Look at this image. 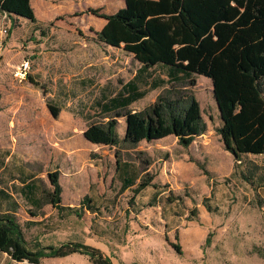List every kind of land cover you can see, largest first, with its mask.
Instances as JSON below:
<instances>
[{"label":"rangeland","instance_id":"rangeland-1","mask_svg":"<svg viewBox=\"0 0 264 264\" xmlns=\"http://www.w3.org/2000/svg\"><path fill=\"white\" fill-rule=\"evenodd\" d=\"M123 7L124 0H42L33 7L37 24L0 13V116L10 122V129L0 131V166H6L0 176L5 174L7 182L8 174L20 175L17 211L29 245H119L127 264H206L212 256L214 264H221L222 258L233 262L231 256L220 257L222 240L228 238L231 245L234 239V246H242V238L257 235L252 221L263 218V204L255 193L264 186V159H245V172L239 171L217 133L222 121L210 79L192 77L190 89L207 131L188 148L173 136L135 148L122 142L112 149L84 139L90 124L114 115H104V104L131 82L147 87L137 79L140 65L133 58L107 49L96 37L106 20L89 10L113 14ZM149 74L151 83L165 70ZM160 90L150 91L133 108L149 107ZM49 105L59 110L58 117ZM117 120L123 139L126 123ZM117 160L137 170L138 180L125 191ZM56 171L66 209L59 213L51 205L30 208L24 184H34L36 197L43 201L52 190L48 174ZM148 179L150 186L136 194L140 182ZM86 197L92 200L88 207L83 205ZM263 234L262 228L258 235ZM0 264L27 263L0 258ZM40 264L92 263L74 254L63 260L42 259Z\"/></svg>","mask_w":264,"mask_h":264},{"label":"trees","instance_id":"trees-1","mask_svg":"<svg viewBox=\"0 0 264 264\" xmlns=\"http://www.w3.org/2000/svg\"><path fill=\"white\" fill-rule=\"evenodd\" d=\"M33 1L0 0V13L37 24ZM89 12L106 20L102 31L96 32L98 42L132 54L142 72L165 70L168 80H154L146 91L130 87L126 92L131 97L120 94L104 104V115H114L107 122L88 126L84 132L88 142L110 149L123 142L135 148L173 136L180 146L190 147L207 131L200 103L190 89L192 77L203 76L213 85L222 121L217 133L225 150L237 161L248 155L264 156V0H125V7L115 14L99 9ZM162 87L167 88L152 105L141 111L130 109L149 91ZM48 107L54 117L59 116L57 108ZM119 118L126 123L123 139L118 134ZM116 162V172L123 176L122 189L132 188L138 180L136 167ZM48 178L52 190L44 194L43 201L36 197L34 184L24 187V195L39 210L51 205L61 213L66 208L62 206L60 172L49 173ZM151 182H140L134 192L139 194ZM91 201L86 197L83 205L88 207ZM18 208L15 203L12 211L0 210V252L13 261L40 264L42 259L80 254L92 264H113L100 249L80 242L32 249L24 225L14 214ZM173 247L181 251L179 245Z\"/></svg>","mask_w":264,"mask_h":264},{"label":"crops","instance_id":"crops-1","mask_svg":"<svg viewBox=\"0 0 264 264\" xmlns=\"http://www.w3.org/2000/svg\"><path fill=\"white\" fill-rule=\"evenodd\" d=\"M40 1H42V0L33 1L32 2V7H34L36 5V3L40 2ZM124 7H125V0H124ZM113 14H115V13H113ZM35 15H36V13H35ZM36 18H37V16H36ZM105 25L106 24H104V26ZM102 45H104V44H102ZM104 46L107 49H113L112 51H114L115 53H118L119 55H121L123 57L125 55H127V56L133 58V60H135L134 56L132 54L126 53L123 49H117V48L106 46V45H104ZM137 63L140 65V67L138 69L137 79H139L140 81H143L145 87L146 86L147 87L144 88V90H143V89L140 88L141 86H139L136 82H131L125 88V90L121 93V94H123V98H125V99L132 96L131 92H128V91L126 92V89L128 90L130 87H135V88L138 89V91H146V90H150V84L154 80L155 81H160V79L168 80L167 76L163 75L162 77L155 78L151 83H149V71L150 70L147 71V72H142L141 71L142 65L139 62H137ZM166 88L167 87H162V88H157V89L151 90V91H158L159 89H161L160 91L162 92ZM140 101H138V102H140ZM138 102H136L133 105H131L130 109L137 111L136 109L133 108V106L135 104H137ZM118 106H119V104L117 103V101H115L113 107L116 108ZM9 124H10V122L7 123L6 122V118H3L2 116H0V131H5L7 129H10ZM84 139H85V137H84ZM95 146H97V145H95ZM251 157H253V158H263L264 159V156H262V155L243 156L241 158V160L238 161L237 163L241 164L243 162V160L251 159ZM116 165H117V162H115V166ZM5 168H6V166H0V171H4ZM239 170H240V172L244 173L245 172V164L242 163V165L240 166ZM0 178L3 179L2 185H1V182H0V210L2 212L12 211L14 209V204L15 203H17L19 205L18 198L16 197V194H18V193H16V192L20 191V188H19L20 183L18 182V180L20 179V175L18 173H15V172H13L11 174H8L7 177H6L7 182H4L5 174L1 175ZM24 185L28 186L30 184L26 183ZM255 195H259V197H260L259 199H260V201L263 204V209H262L263 210L262 211L263 218H262V220L257 221L256 219H254V222L252 221L253 227H254V231L257 233V235L255 234V235H253V237L242 238V239H244L243 240L244 245H242V246H240V245L234 246L233 245L234 239L232 240L231 245L229 243V239L228 238L226 240H222V243L225 244V245L222 246V253H221L220 257L223 256L224 258H226V256H231V257L234 258V260L232 262V260L230 261V259L227 261L226 259L222 258V263L221 264H232V263L233 264H264V245L262 246V250L260 248L261 244L264 243V234L263 235H258L260 229L263 228V231H264V186H260L259 189H258V192L256 191ZM30 208L37 209V208H35L34 205H31ZM37 210H39V209H37ZM53 210H56V209L53 208ZM14 214L16 215L17 219L19 220V218H20L19 211H17ZM31 221H34V220H31ZM250 240H252V242H250ZM236 243L239 244L240 240H236ZM255 243H259L257 247H254ZM122 247L123 246H119V245H116V247H108V248H106V247L102 248V247L96 246V248L100 249L105 255H107L112 260L113 264H127V261H125L127 258H124V256H123L126 252H125L124 248H122ZM215 248H216V246L214 247V249ZM254 249H256V250H254ZM212 251H213V249H212ZM212 257L209 258V261L206 262V264H214L213 261L211 260ZM0 258L5 259V260L9 259V262H12V263H14V262L15 263H19V262L13 261L11 259V257L8 254H6V253H1L0 252ZM53 259H62L63 260L64 258H53ZM24 263L29 264L28 262H24Z\"/></svg>","mask_w":264,"mask_h":264}]
</instances>
